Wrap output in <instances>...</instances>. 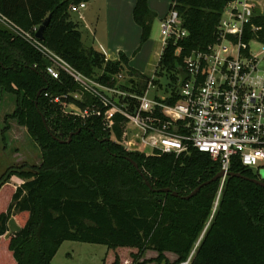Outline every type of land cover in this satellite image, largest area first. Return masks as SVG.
I'll return each instance as SVG.
<instances>
[{"label":"trees","instance_id":"16d2710c","mask_svg":"<svg viewBox=\"0 0 264 264\" xmlns=\"http://www.w3.org/2000/svg\"><path fill=\"white\" fill-rule=\"evenodd\" d=\"M87 1L0 0V13L28 31L51 14L45 46L87 76L102 66L98 77L104 83L125 70L136 77V91L145 92L151 77L130 66L123 52L118 60H107L83 42L70 8ZM227 2L178 0L189 32L179 44L183 55L216 40ZM156 16L148 0H137L134 19L141 27V45L150 38ZM253 21L261 26L257 37L264 43V14ZM175 49L170 42L160 57L162 65H183V55L175 56ZM47 64L35 47L0 25V87L16 97L10 117L28 129L42 151L39 165L11 166L0 177V264H52L68 240L107 246L103 264H137L146 250L158 252V259L172 252L176 264L192 252L190 264H264V186L228 176L221 192L217 180L184 199L214 178L219 161L195 149L151 156L127 151L109 139L101 119L65 113L64 104L85 103L70 95L78 90L74 78L61 71L53 79L45 73ZM55 97L60 104L52 101ZM114 129L119 136L122 126ZM230 172L261 179L238 161ZM12 175L25 179L15 186L9 182ZM167 188L169 192L162 191ZM11 217L21 226L14 234H9Z\"/></svg>","mask_w":264,"mask_h":264},{"label":"built area","instance_id":"2783aa9c","mask_svg":"<svg viewBox=\"0 0 264 264\" xmlns=\"http://www.w3.org/2000/svg\"><path fill=\"white\" fill-rule=\"evenodd\" d=\"M253 1L228 0L216 40L184 55L179 44L189 32L183 26L178 0L170 1L169 11L161 20L162 53L170 42L175 45V56L183 55L181 67L186 79L180 85L182 76L176 68L177 91L163 98L149 96L152 79L143 93L136 91L133 76L125 70L113 75V82L104 83L45 46L36 37L37 28L26 31L1 13L0 23L48 60V76L59 79L65 71L74 78L78 90L70 95L85 105L65 104L72 106L69 114L101 119L109 139L130 152L180 155L195 149L209 154L225 173L220 179L221 192L234 161L253 171L264 165V70L260 67L264 45L259 54L250 47L251 42L264 43L257 37L261 26L253 21ZM85 7L86 2H80L70 11L80 12ZM52 101L61 103L59 97ZM116 124L122 126L119 136ZM190 259L182 264H189Z\"/></svg>","mask_w":264,"mask_h":264},{"label":"rangeland","instance_id":"374dc122","mask_svg":"<svg viewBox=\"0 0 264 264\" xmlns=\"http://www.w3.org/2000/svg\"><path fill=\"white\" fill-rule=\"evenodd\" d=\"M170 1L171 0H152V3L153 6L158 8L159 12L157 13L164 17L169 11ZM253 6L255 16L264 14V0H254ZM83 13L86 14V11L84 10ZM80 14H82V12H72L73 19L80 22V28L84 35V43L88 46L98 45L97 40H95V34L97 33V37L103 39L104 36H106V30L108 28L104 17L105 13L96 12L94 10L89 19L85 21L80 19ZM0 25L11 31L6 25L1 23ZM119 30L123 33L127 31L123 28ZM11 32L15 34L13 31ZM127 34H129V41L131 42L134 33L129 31ZM137 36L138 39H140V34ZM161 43V21L160 18L157 17L154 20L150 38L142 45L135 55L132 54L131 57L134 60L133 66L136 67L139 72L152 79V85L148 90L149 96L163 98L177 91V76L174 71L175 69L160 63V58H158L157 55H159L158 51H160ZM263 45L264 44H258L256 41L250 43L251 50L255 54L260 53ZM260 67L264 70V59L261 61ZM122 71L123 70L120 72ZM95 72L96 74L92 77H98L103 72V67H97ZM135 78L136 77L133 76V79ZM84 99L88 100V95H85ZM62 107L67 114H69L68 112L70 110H73L72 106L69 105L65 106L64 104ZM15 109V95L2 90L0 87V177L11 166L16 168L20 166L32 168L41 163V147L33 140L25 126L20 125L17 119L10 117ZM254 172L264 180V165L260 166L259 169ZM24 179V177L12 175L9 178V182L17 186L21 184ZM107 250V246L102 244L68 240L62 244L52 264H103ZM193 254L194 252L191 253L189 258H192ZM176 259L177 255L172 252H164V258L158 259V252L155 250H146L143 255L140 256L137 264H176Z\"/></svg>","mask_w":264,"mask_h":264},{"label":"crops","instance_id":"0c3cea01","mask_svg":"<svg viewBox=\"0 0 264 264\" xmlns=\"http://www.w3.org/2000/svg\"><path fill=\"white\" fill-rule=\"evenodd\" d=\"M136 2L137 0H90L86 2V7L81 9L80 12H82V14H80L81 17H79L80 19L85 21L89 19L94 10L96 12L105 13L104 17L106 25L108 26L106 30V36L101 39L97 37L96 33L95 40H97L98 45L88 46L86 45V43L85 45L88 47H93L95 50L100 52L107 60H118L120 58V53L123 52L129 60V65L139 71L136 67L133 66L134 60L131 57V55H135V53L144 44L143 43L141 45V27L134 19V8ZM148 5L150 9L156 13V18H160L161 21L163 15L161 16L159 15V13H157L159 12L158 8L153 6L152 0H148ZM84 10L86 11V14L83 13ZM122 28L127 31L125 33L121 32L119 29ZM80 31L82 40L84 42V35L81 28ZM129 31H132V33H134L131 42L129 41V34H127V32L129 33ZM138 34H140V39H138ZM158 54L159 55L157 56L158 58H160L162 54V47L160 48V51H158Z\"/></svg>","mask_w":264,"mask_h":264},{"label":"water","instance_id":"95a60500","mask_svg":"<svg viewBox=\"0 0 264 264\" xmlns=\"http://www.w3.org/2000/svg\"><path fill=\"white\" fill-rule=\"evenodd\" d=\"M51 22V14L46 17L44 19V21L39 25V27L37 28V31H36V37L40 40H43L44 39V32H45V29L49 26ZM180 73H181V76H182V80L180 82V85H182L183 81L186 79V75L184 74L183 70H182V67L180 66H177L176 67ZM42 90H40L37 94V99L39 98L40 94H41ZM43 120H44V123L46 125V128L49 130L48 128V125H47V122H46V119L43 117ZM53 137L55 138V136L53 135ZM72 135L69 137V140L71 139ZM135 166V168H137L140 172L141 170L139 169V166L138 164L130 157H127ZM142 173V172H141ZM225 175L224 171L223 170H220L215 176L214 178H212L211 180L209 181H206L204 183H202L201 185H199L197 188H195L190 194L184 196L183 198L184 199H190L191 197H193L194 195H196L198 193V191L205 185L209 184L210 182L212 181H217V180H220L223 176ZM229 176H237V177H244L246 179H250L252 180L253 182L259 184V185H262L264 186V180L262 179H257V178H250V177H247V176H244L240 173H234V172H230L228 174ZM148 186H150V183L147 181L146 182ZM162 191H165V192H169L170 189H163ZM173 195L175 196H179V194L177 192H173ZM21 230V226L19 225V223L17 222V220L15 219V217H11L10 220H9V234H14V233H17Z\"/></svg>","mask_w":264,"mask_h":264}]
</instances>
